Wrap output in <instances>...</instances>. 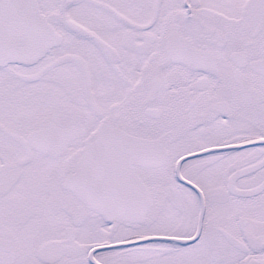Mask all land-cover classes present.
I'll list each match as a JSON object with an SVG mask.
<instances>
[{
    "label": "snow or ice",
    "instance_id": "snow-or-ice-1",
    "mask_svg": "<svg viewBox=\"0 0 264 264\" xmlns=\"http://www.w3.org/2000/svg\"><path fill=\"white\" fill-rule=\"evenodd\" d=\"M0 264H264V0H0Z\"/></svg>",
    "mask_w": 264,
    "mask_h": 264
}]
</instances>
